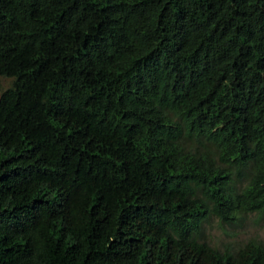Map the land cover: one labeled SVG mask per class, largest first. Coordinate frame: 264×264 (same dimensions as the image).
I'll return each instance as SVG.
<instances>
[{
	"label": "trees",
	"instance_id": "obj_1",
	"mask_svg": "<svg viewBox=\"0 0 264 264\" xmlns=\"http://www.w3.org/2000/svg\"><path fill=\"white\" fill-rule=\"evenodd\" d=\"M0 76V264H264V0H0Z\"/></svg>",
	"mask_w": 264,
	"mask_h": 264
},
{
	"label": "rangeland",
	"instance_id": "obj_2",
	"mask_svg": "<svg viewBox=\"0 0 264 264\" xmlns=\"http://www.w3.org/2000/svg\"><path fill=\"white\" fill-rule=\"evenodd\" d=\"M11 84V78L0 76V94ZM252 238L264 242V216H251L242 227L222 224L217 218L210 217L203 224L201 241L216 249L224 250L225 248L236 249Z\"/></svg>",
	"mask_w": 264,
	"mask_h": 264
}]
</instances>
